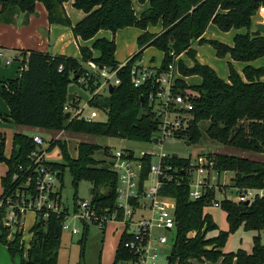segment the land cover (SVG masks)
I'll use <instances>...</instances> for the list:
<instances>
[{
	"label": "trees",
	"instance_id": "trees-1",
	"mask_svg": "<svg viewBox=\"0 0 264 264\" xmlns=\"http://www.w3.org/2000/svg\"><path fill=\"white\" fill-rule=\"evenodd\" d=\"M69 1L84 15L74 25L64 8ZM132 2H148L149 6L137 17ZM37 3L44 6L50 25L68 27L76 39L93 42L89 48L79 46V59L28 52L21 61L24 67L20 76L0 82V97L8 108L4 120L11 122L15 129L8 158L4 156V139L0 138V163L7 167L5 177L0 180L2 196L13 189L12 175L18 172V167L29 165V156L36 150L32 137L21 133V128L49 134L83 135L92 139L113 138L139 143L150 140L157 121L147 104L149 88L145 85L134 88L130 81L132 66L142 60L143 52L149 47L163 53L160 69L167 66L169 53L173 52L175 56L184 55L193 61L191 68H184L178 61L181 76L198 75L201 80L199 85L189 86L196 95L190 98L193 108L189 111L187 128L180 132L178 138L190 145L198 144L201 138L198 125L207 123V138L223 149L216 153L211 151L208 155L215 162L216 169L220 173L233 174L231 187L234 189L264 192V160L258 159L264 157V71L249 65L264 57V34L249 32L253 17L259 8H264V0H0V23H12L18 13L25 16L33 14ZM158 24L161 26L158 34L148 31V27ZM209 25H214L221 32L241 29L246 32L235 34L229 47L204 38ZM131 27L141 32L136 38L138 51L119 67L115 60L114 36L117 31ZM100 31L110 32L112 38H96ZM194 42L199 45L208 43L218 58L228 55L232 61L244 63L242 77L230 64L226 81L209 67L198 64L191 48ZM94 52L98 55L94 56ZM89 61L110 72L116 70L119 84L111 87L110 92L108 89L103 97L92 95L101 84L99 79L92 78L86 84H78V78L86 72L85 65ZM75 76L78 78L74 79ZM177 82V89L183 93L186 89L184 81L179 79ZM73 83L91 93L88 105L106 114L105 121L89 123L65 118L67 112H64V107L76 108L79 103L77 96L71 102L67 101L68 87ZM54 146H58L64 164L50 165L59 172L60 181L64 170H69L75 189L73 201L77 200L78 183L86 181L91 184L90 202L97 211L100 214L105 211L112 213L117 177L112 170L107 147L83 141L78 144L73 158L68 154L65 142H55ZM50 147L48 149H52ZM101 150L108 161L94 158ZM171 163L181 175L180 168L187 161L179 158L171 159ZM149 164L150 158L144 159L141 183L148 175ZM101 188L106 190L105 194H97ZM159 195L175 203V229L166 264H264V246L260 244L259 235L252 238L250 252L241 249L223 252L229 235L239 228L264 234V193L256 195L248 204L221 200L219 208L226 215V231L219 230L212 216L206 212L214 200L211 190H207L202 198L192 200L183 178L180 184H163ZM64 219V212L61 215L49 214L45 219L38 215L30 229L32 239L25 255L22 230L18 227L14 232H7L0 225V244L6 247L12 258L19 255L20 264H57ZM87 230L88 227L83 225L78 241L81 250ZM128 239L123 232L112 264L135 261V254L123 246Z\"/></svg>",
	"mask_w": 264,
	"mask_h": 264
},
{
	"label": "built area",
	"instance_id": "built-area-1",
	"mask_svg": "<svg viewBox=\"0 0 264 264\" xmlns=\"http://www.w3.org/2000/svg\"><path fill=\"white\" fill-rule=\"evenodd\" d=\"M258 13H264V8H259ZM169 56L170 61L163 69L160 66H145L141 60L130 70V81L134 88L143 85L149 88L147 104L157 124L146 143L158 147L181 140L178 136L187 128L189 111L193 108L190 98L177 89V81L181 79L178 70L179 56H175L173 52ZM85 69L86 72L78 78V84H86L92 78L99 79L101 84L94 92L96 95L100 92L107 94L109 86L119 84L115 77L116 70L110 72L103 67L100 69L91 61L86 63ZM90 108L91 111L86 114L79 105L76 108L66 105L64 112L70 113L71 118L90 123L97 119L100 112L96 108ZM31 137L36 150L29 156V165L17 168L18 172L11 177L13 189L0 197L1 225L14 232L27 212H34L35 218L41 215L44 219L49 214L61 215L64 212L65 219L61 229L71 235L79 234L80 230L75 226L70 227L68 219L86 226L90 223L100 227L107 222H120L129 237L123 246L136 256L135 261H130V264H157L164 246L174 232L175 203L174 200L159 195L163 184H180L185 178L192 200L202 198L207 190H211L214 192V200L210 207L214 208H219L223 199L249 203L256 195L262 196L264 193L227 188L220 181V176L225 173L216 169L215 162L208 156L210 152L201 151L195 158L186 159L187 163L180 168L181 175H178L179 169L171 163V159H174L172 154L160 150L158 153L141 152L135 157L132 151L122 149L111 152V167L117 177L113 212L105 211L100 214L91 202L79 201L75 213L67 214L61 205L58 188L55 187L59 182V172L45 157L49 145L43 150V138L38 134H32ZM147 158H150L149 172L141 183L144 159ZM217 194L220 195L219 199ZM155 231H162V234L155 236Z\"/></svg>",
	"mask_w": 264,
	"mask_h": 264
},
{
	"label": "rangeland",
	"instance_id": "rangeland-1",
	"mask_svg": "<svg viewBox=\"0 0 264 264\" xmlns=\"http://www.w3.org/2000/svg\"><path fill=\"white\" fill-rule=\"evenodd\" d=\"M147 5V4H145ZM144 4L135 3L133 8L134 12H138L140 15L143 11L145 6ZM138 15V16H139ZM160 25H157L155 28H152L153 32H159ZM135 33L137 30L135 28H126L123 31L119 32L116 35V57L118 58V62H123L126 58H124V54H130L129 56H133L137 53V46L135 40ZM235 32H221L219 31L214 25H210L207 29L206 33V40L207 41H217L222 43L226 46L232 44V40L234 37ZM196 51V62L202 66H207L222 79L226 80L227 78V71H228V64L232 66V68L238 73H242L243 70V63L238 61H231L228 59V56L223 58H218L215 55L213 48L208 44L204 43L201 45L195 46ZM184 58V57H183ZM190 59V58H188ZM195 59V57H194ZM9 60L11 62L10 65H6L5 62ZM142 60L145 62H154L156 65H161L163 60V53L158 51L154 47H149L146 51L143 52ZM189 61L184 58V61H180V64L184 68H191L192 66L187 65ZM258 67L263 69L264 71V58L255 62ZM24 67V65H23ZM22 68V62L14 61L10 58L4 57L2 62L0 63V82L4 80H13L20 76ZM181 75V74H180ZM186 83H184V87L186 88L183 94L189 98H193L196 93L190 89L189 86H196L199 85L201 80L198 75L187 76ZM68 91L70 94H75L78 97V105L80 108H84V113H89L91 108L87 105L88 99L92 95H95L81 86L76 84H71L68 87ZM99 95H106V92H100ZM100 96V97H101ZM102 96V97H103ZM98 97V95H97ZM8 114V108L5 102L0 97V138L4 139V156L8 158L11 153V142L12 136L14 133V125L11 122L4 121V116ZM106 114L102 112H98V117L95 121H105ZM198 128L201 133V138L198 144L187 146V142L185 140H175L172 143L163 144V146L158 147L154 146L149 143H139V142H132L127 140L121 139H113V138H94L86 137L83 135H71L67 133H54L49 134L44 131H32L26 128H21V133L31 136L32 134H38L43 138L45 144L42 146L43 150L47 149L55 143V142H65L67 146V152L71 157L76 156V149L80 142H93L98 144L101 148L107 147L108 154L111 152L120 151V150H130L133 152L135 157H138L141 152H151L154 153L162 152L168 154H177L181 159H188V158H195L201 151L207 152H219L223 149L210 141L206 136V128L207 123L201 122L198 125ZM50 147V148H51ZM49 151L46 152L45 157L48 162L52 164H64L62 156L60 154L58 146L52 147V149H48ZM236 154L240 155H251L249 153H240L235 152ZM252 156V155H251ZM257 156V155H255ZM94 158L96 160H105L108 161V157L104 156L102 150L98 151ZM260 160H264L263 158H258ZM55 169V168H54ZM56 170V169H55ZM7 172V167L4 163H0V180L1 178L5 177ZM233 178V174L231 172H227L220 176V181L222 184H226L227 188L231 187V179ZM57 184L55 185L58 191L60 189V202L63 209L67 212V214L75 213L77 203L79 201L90 202L91 201V193L90 190L92 189L91 184L86 181H81L78 183L76 188V202L73 201V196L75 189L73 188L71 181V175L68 169H65L62 175V180H58ZM92 192V191H91ZM97 194H105L106 190L101 188L100 190L96 191ZM2 196V188L0 182V197ZM220 198V195L217 194V199ZM206 212L211 213L213 219L218 226L219 230L226 231L227 230V223H226V215L220 208L207 207ZM35 214L34 212H27L22 220V223L18 225V229L22 230V243L24 249V255L26 254L27 248L29 243L32 239V235L30 233V229L33 227L35 223ZM70 227H77L80 230V233L77 235H71L68 231H63L61 234V245L58 253V264H112L114 261V254L120 239V236L124 232V225L120 222H107L103 224L102 227L98 225H92L87 223V234L85 238V243L83 246V250H81L80 245L78 243L81 233L83 224L79 221L73 222L71 219L67 221ZM1 225V222H0ZM6 228V227H4ZM7 232H12L10 228H6ZM162 234V231H155L154 235L158 236ZM213 235V234H212ZM260 236V244L264 246V234L257 233L253 231H244L242 228H239L234 234L229 235L227 242L223 248L224 253L235 252L238 249L251 251L252 248V238L254 236ZM172 246V241L170 240L163 248V253L160 255L159 259L157 260V264H166V257L170 256V249ZM82 253V256H81ZM0 264H20V256L15 255L13 258L9 255L5 246L0 244ZM125 264H130L128 261Z\"/></svg>",
	"mask_w": 264,
	"mask_h": 264
},
{
	"label": "crops",
	"instance_id": "crops-1",
	"mask_svg": "<svg viewBox=\"0 0 264 264\" xmlns=\"http://www.w3.org/2000/svg\"><path fill=\"white\" fill-rule=\"evenodd\" d=\"M135 3L137 2H132L133 8L135 6ZM144 5L145 6L143 9L144 10L148 9L149 3L145 2ZM64 8H65V12L67 16L69 17L72 25L76 24L78 21H80L84 17L81 11H78L73 8L72 1H69L68 3H66L64 5ZM135 15L138 17L139 15L138 12H135ZM258 24L264 25V13H257L253 17L252 25H251V28L249 29V32L250 33L256 32V33L264 34V32L257 31L256 26ZM152 28H155V27H148V31L154 34H158L161 30V26H160L159 32H153ZM207 29L204 34L205 39H206ZM123 30H119L115 33L114 41L116 40V35ZM136 30H137V33H135V40L141 34V32L138 29ZM232 31H234L235 34L237 33L244 34L246 32V30L244 29L232 30ZM96 38H106L110 40L112 38V35L108 31H100L97 34ZM92 42L93 40L84 42V41H81L80 39H76L68 27L61 26V25H50L48 23L47 12L44 6L41 3H37L35 5V11L33 14L29 16H25L24 14L18 13L14 17V20L12 23L10 24L0 23V63L2 62V59L4 57L10 58L14 61L21 62L22 59L27 57L26 55L28 54V52H32V51L46 53L52 56H65V57H69L73 59H79L80 58L79 46H84V47L89 48L91 47ZM115 45H116V41H115ZM196 45H199L198 42H194L191 46L192 50L195 52V61L197 58L196 51L194 49ZM230 46H232V44ZM130 54L132 55L133 53H130ZM130 54H124L123 55L124 58L126 57L127 58L123 62H118V58L116 57V51H115V60L120 64L119 66H123L125 64V62L131 57L129 56ZM97 55L98 54L94 52V56H97ZM183 57L186 58L187 61H189L187 65L189 66L193 65V61L191 59H188V57L184 55L179 56V61H184ZM262 58H259L249 63V65L256 69L260 68L258 67V65L255 64V62ZM228 59L231 60L229 57ZM7 62L9 63L6 64ZM5 64L10 65L11 62L7 60ZM142 64L148 67H159L160 66V65H156L154 62H147V61L144 62L143 60H142ZM244 67H245V64L243 63V68ZM227 75H228V71H227ZM239 75L242 77V73H240ZM181 79L184 81V83H186V80H185L186 77L181 76ZM209 214L212 216L211 213ZM246 252H250V251H246ZM204 264H207V263H204Z\"/></svg>",
	"mask_w": 264,
	"mask_h": 264
},
{
	"label": "water",
	"instance_id": "water-1",
	"mask_svg": "<svg viewBox=\"0 0 264 264\" xmlns=\"http://www.w3.org/2000/svg\"><path fill=\"white\" fill-rule=\"evenodd\" d=\"M256 29H257L258 32H264V25H262V24H258V25L256 26ZM170 42H172V39L170 40ZM99 68L101 69L102 67L100 66ZM77 78H78L77 76L74 77V79H77ZM110 91H111V86H109V92H110ZM75 97H76L75 94H69L68 97H67V101H68V102H71L72 100L75 99ZM65 118H66V119L70 118V113H66V114H65ZM82 121H83V120H82ZM187 146H190V143H187ZM172 157H173L174 159H177V158H178V155H177V154H172ZM246 204H248V202H246ZM169 258H170V256L166 258V261H168Z\"/></svg>",
	"mask_w": 264,
	"mask_h": 264
}]
</instances>
